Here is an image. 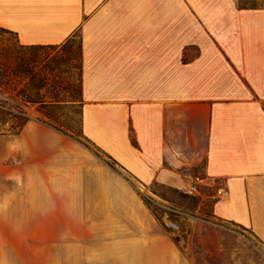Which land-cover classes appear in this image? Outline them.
Masks as SVG:
<instances>
[{
  "label": "crops",
  "instance_id": "0c3cea01",
  "mask_svg": "<svg viewBox=\"0 0 264 264\" xmlns=\"http://www.w3.org/2000/svg\"><path fill=\"white\" fill-rule=\"evenodd\" d=\"M0 28L27 46L79 39L82 131L120 170L36 115L0 135V264H264V9L0 0ZM198 176L228 195L174 239L132 180Z\"/></svg>",
  "mask_w": 264,
  "mask_h": 264
},
{
  "label": "rangeland",
  "instance_id": "374dc122",
  "mask_svg": "<svg viewBox=\"0 0 264 264\" xmlns=\"http://www.w3.org/2000/svg\"><path fill=\"white\" fill-rule=\"evenodd\" d=\"M237 3L242 9L251 6L252 3H254L258 9H264V0H237ZM0 40L15 44L14 36L9 33L0 32ZM79 45V39L75 37L64 45L44 48L42 50V52L52 56V60L57 62L60 65L59 67L61 70L64 71V81L61 87L68 85L69 83L75 88L76 92H73L72 89H58L55 93V100H58L59 102L47 104V106L38 104L29 107L22 106V108L29 116L36 115L38 119H43L57 127H60L67 132L66 136L70 140L80 143L94 155L102 159V161H105L112 168L120 171L118 166H116L106 155H104L98 147H96L91 141L86 140L82 135L83 95L81 98V94L78 92L80 89V71L78 69L80 67ZM19 87L20 91H15L9 85H0V106H5L6 110H10L11 106L6 103L7 101L12 103L16 101L20 102V99L17 97V92L21 93L24 89L21 88V86ZM28 108H30V110H28ZM31 108L33 109L31 110ZM13 109H15V111L17 110L16 107H13ZM5 117L12 119V116L7 113ZM8 128L9 123L5 127H2L0 135L11 136L12 134L8 132ZM79 167L80 163L70 161L67 176L70 177L72 173H75L74 170ZM54 176L61 177V172L56 171ZM132 182L142 201L155 216L159 225H163L166 228L165 231L170 233L174 239L179 237L175 228L177 225H181L184 230L187 229V216H198L202 219L208 220L211 219L213 215L212 200H207L208 198H200V196H189L185 193V189L189 183L179 190H174L157 186L147 188L135 183L133 180ZM232 229L239 232L260 247V243L254 238L250 231L242 230L237 227H232Z\"/></svg>",
  "mask_w": 264,
  "mask_h": 264
},
{
  "label": "trees",
  "instance_id": "16d2710c",
  "mask_svg": "<svg viewBox=\"0 0 264 264\" xmlns=\"http://www.w3.org/2000/svg\"><path fill=\"white\" fill-rule=\"evenodd\" d=\"M244 9L255 10L258 8L252 3L251 6ZM0 32L12 34L15 38V44L0 40V85H9L15 91H20L19 86L24 89L21 93L17 92V97L20 99V102H6L11 106L10 110H6L5 106H0V130L9 123L8 132L12 135H18L31 119L27 112L23 110L22 106L29 107L38 104L47 106V104H54L59 102L55 100L56 90L72 89L73 92H76V90L69 83L61 87L64 81V71L61 70L57 62L52 60V56L42 52L44 48H51L54 46L23 45L12 32L3 28H0ZM78 69L80 71V89L78 92L81 94L82 98L81 48L80 67ZM13 107H16L17 110L15 111ZM6 113L12 116V119L6 118ZM39 120L66 135L67 132L60 127L43 119L39 118ZM82 135L84 136L83 131ZM84 138L88 140L85 136Z\"/></svg>",
  "mask_w": 264,
  "mask_h": 264
},
{
  "label": "built area",
  "instance_id": "2783aa9c",
  "mask_svg": "<svg viewBox=\"0 0 264 264\" xmlns=\"http://www.w3.org/2000/svg\"><path fill=\"white\" fill-rule=\"evenodd\" d=\"M213 189L212 194H207L206 191ZM185 193L189 196H203V198H220L228 195V191L219 186H213L207 182L204 177H196L191 183L186 187Z\"/></svg>",
  "mask_w": 264,
  "mask_h": 264
}]
</instances>
